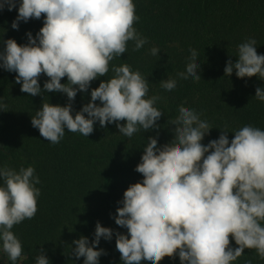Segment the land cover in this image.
Returning <instances> with one entry per match:
<instances>
[{"label":"clouds","instance_id":"1","mask_svg":"<svg viewBox=\"0 0 264 264\" xmlns=\"http://www.w3.org/2000/svg\"><path fill=\"white\" fill-rule=\"evenodd\" d=\"M18 5V9H17ZM18 10L11 27L43 17V26L27 43L3 40L0 68L14 72L21 91L32 96L45 92L66 94V105L42 103L31 124L52 144L59 143L65 130L88 137L96 122L101 127L115 123L119 133L131 138L137 132L159 129L164 114L156 105L158 95L149 96V80L139 70L110 62L128 50V42L139 50L148 43L134 27L140 20L135 0H0V10ZM2 40V38H0ZM151 56H160L152 46ZM185 69L159 82L172 91L179 80L198 81V53L189 48ZM238 59H229L225 76L235 70L238 78L264 80V54L256 40L238 45ZM111 71L113 75L91 88V99L73 114L78 92H88L91 82ZM49 79L41 88V75ZM67 82L62 83V78ZM255 98L264 102V87ZM99 101V103H97ZM6 103L0 98V110ZM124 121V123H121ZM174 139L165 145L156 136L147 137L136 171L142 181L131 184L116 209V249L122 264H160L165 257H179L180 264H232L245 249H254L264 259V129L246 124L231 131L220 128L218 139L202 143L212 127L201 113L183 106L168 120ZM0 252L12 264L22 257L23 245L12 231L14 225L32 219L38 211L41 189L34 166L18 170L0 165ZM114 230L99 221L94 239L81 236L72 241L71 254L83 264H100L106 254L101 238L111 241ZM230 238L236 247L230 243ZM35 264H51L41 250ZM248 264H251L249 261Z\"/></svg>","mask_w":264,"mask_h":264},{"label":"trees","instance_id":"2","mask_svg":"<svg viewBox=\"0 0 264 264\" xmlns=\"http://www.w3.org/2000/svg\"><path fill=\"white\" fill-rule=\"evenodd\" d=\"M135 4L140 20L134 27L148 38V43L134 51L129 41L127 52L114 58L110 66L127 63L149 80L148 95L161 97L156 105L164 113L157 122L159 129L141 130L128 138L119 133L115 123L101 127L96 122L88 137L66 129L64 138L52 144L32 126L31 117L42 103L66 105V94L45 92L32 96L21 91V85L15 82L16 73L0 68V98L6 103L0 110V165L17 170L34 166L41 181L37 185L41 195L36 215L12 229L23 245L17 264H35L41 250L51 264H83V257L77 260L71 254L75 247L72 241L87 236L91 242L98 221L114 230L111 241L101 238L98 245L106 251L100 264H122L115 232L126 233L127 229L115 223L116 209L122 206L118 202L131 184L143 179L135 169L147 137L158 133L160 145L174 139V126L168 120L177 116L179 107L194 108L209 122L212 129L204 144L218 139L220 128L229 130V140L234 138L231 131L246 124L264 129V102L255 98L256 88L264 87V80L256 76L238 78L235 70L230 77L224 72L229 59L233 63L238 59V45L248 38H254L258 54H264V0H135ZM17 9L0 10V50L3 40L14 38L20 44L27 43L26 33L31 31L35 36L43 26L41 17L21 21L19 29H13ZM152 46L160 49V56L149 54ZM189 48L198 53L201 79H178L174 90H164L159 82L185 69ZM112 75L110 68L107 75L91 82L88 92H78L73 114L90 101L91 88ZM47 79L41 75V88ZM61 82L66 83L67 77ZM230 243L237 246L231 238ZM249 261L264 264L254 249H245L232 264ZM0 264H12L3 252ZM160 264H180V260L178 256L165 257Z\"/></svg>","mask_w":264,"mask_h":264}]
</instances>
